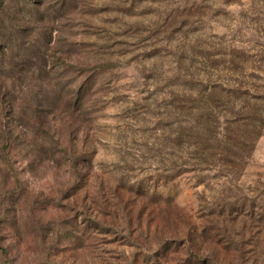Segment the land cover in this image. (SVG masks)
<instances>
[{
  "label": "rangeland",
  "instance_id": "374dc122",
  "mask_svg": "<svg viewBox=\"0 0 264 264\" xmlns=\"http://www.w3.org/2000/svg\"><path fill=\"white\" fill-rule=\"evenodd\" d=\"M221 81L247 92L238 127L249 147H231L239 159L211 133ZM209 82L217 86L204 89ZM206 99L217 105L211 120ZM262 117L264 0H0V217L16 218L0 222V264H151L173 238L167 229L188 216L187 242L225 258V241L200 236L214 231L202 224L219 201L235 216L234 241L263 263ZM81 152L80 194H117L111 209L144 217L142 235L130 237L135 225L119 218L117 235L66 236V218L74 228L84 218L83 197L79 208L65 199L71 156ZM222 166L235 175L221 176Z\"/></svg>",
  "mask_w": 264,
  "mask_h": 264
},
{
  "label": "trees",
  "instance_id": "16d2710c",
  "mask_svg": "<svg viewBox=\"0 0 264 264\" xmlns=\"http://www.w3.org/2000/svg\"><path fill=\"white\" fill-rule=\"evenodd\" d=\"M176 79H181L183 82H185L182 75L178 74L176 76ZM197 83H199V85L203 84L200 83V81H198ZM216 84L217 83L210 84L209 82V84L205 85L204 89H208L210 86L211 88L214 86L216 87L217 86ZM239 90H240L239 88H234L232 85L228 86L226 82L221 81V121L218 119V121L221 123V130L219 129L220 128L219 124L217 126L218 123L217 119L216 120L214 119L212 121L216 123V126L211 131V133L214 136V140L219 142L221 141L222 148L225 151H228L229 154H231L234 158H238V159L241 156L238 155V152L231 149V147L232 146L237 147L239 145L240 146L242 145L244 149H247V147H249V145L246 143L247 141L242 139V135H241L242 129L238 127L242 121L248 119V117H246L243 112L244 109L247 108V106L245 105V103H242L240 99L241 95L244 96L245 94H247V92L241 90H240L241 92H239ZM223 97H228V98L227 100H223ZM79 100H82V95H79ZM170 106L172 108L170 113L171 115L175 116V114H177L178 109H175L174 104ZM216 106L217 105H215V107L210 106L207 102V99L204 101L203 110L207 111L206 120H211L210 116L216 113L217 111ZM204 116L205 113H203L202 117ZM256 121L258 122L257 124H259V126L254 125L256 127L255 133L257 134L259 132L258 127L264 124V117L260 119L256 118ZM237 134L239 135V139L237 138ZM210 140H212V138H210ZM221 145H217L216 149H221ZM214 148H215L214 146L209 144L204 149L200 148V151L206 154L204 158H207V156L210 155V153L207 151ZM84 158H85L84 153L82 152L80 154H76V153L72 154L71 156V161L73 163V165L71 166L72 170H70V179L65 187V199L67 200L72 199L76 208H79L77 202L80 200L81 196L83 197V201H85V205L80 209L83 211V213H80V215L84 216V218L81 220V222L79 221L80 223L78 221L77 223H75L77 226L76 228H74L75 225L69 220V218L68 219L66 218L65 220V233L67 234L66 236H69V238L70 236H73L75 238H80L81 235H83L86 241L92 237V233H96V232L101 234L117 235L120 233V230H118L116 225L118 224L117 219L119 218L124 226L127 224L129 225L130 228L133 225H135L133 229L131 228L129 231L131 233L130 237H133L132 233L135 230L138 231L140 235H142V233L145 230L143 227L144 217H140L139 215H137V218L134 219L131 216L132 215L131 213H125L121 216L119 213H115V210L111 209L115 207L113 201L116 199L115 196H117V194H114L112 198L106 196L104 192L102 193L100 192V190L92 194L89 191H86L84 195L80 194L81 193L80 191L86 186L88 171L86 168L84 171L78 168L76 165V161L79 159L85 160ZM229 160L232 162L235 161L233 159H229ZM185 170L190 171L191 169H185ZM219 171L221 172V176L224 177L235 175L232 172V169H228L227 167L222 166L221 170L219 169ZM163 185L165 186V183ZM149 190H153V192L156 193L158 189L155 190L154 187H150ZM149 190L146 191L148 192L147 195L152 197L153 194L155 193H150ZM156 194H161V193L158 192ZM86 201H90V204H88ZM211 209L217 211V213H213L216 215H212L211 217H209L210 222H208V219H206L205 220L206 222L203 223L202 225L208 226L209 224V228H213L214 231L211 232V235H209V237H207V234L205 236V232H207V230L203 229V232L200 236L202 238L206 237V239L211 242L216 240V238H218V240H216L217 244H221L220 242L222 240L225 241V243L221 246V248L224 249L226 252H228L229 256L224 255L225 256L224 258L222 257V255L219 256L214 251H211L209 253H200V247L198 243H195L194 241L188 243L186 237L183 236V234H185L193 226L191 218L190 216H188V218L185 217V223H186L184 226L185 229L180 227H175L174 229H167V232H169V235L171 234L173 238H167V237H165V239L163 238L164 240L159 242V249H157L154 253L150 254L151 259L149 260V262H151V264H254V260L252 259V257L247 255L248 251H244L243 248L240 247L239 243L237 241H234L235 238L231 234V230H234V228L228 227V225L235 220V216L233 217V213H231L232 209L229 212H226L227 209L225 208V206L222 207L221 209V201L216 202L215 207H212ZM94 211L98 213H92ZM188 219H190V222L188 221ZM15 220L16 218L14 216L8 219L0 217V222H4L5 224L8 223L11 225H15L16 224ZM154 220L155 218L152 217V213L148 214L147 221L154 222ZM121 223L118 224L119 227L122 226ZM123 230H125L124 227ZM171 231L173 232L170 233ZM80 232H82V234ZM77 233H79V235ZM176 237H179L180 239H176ZM181 239H183V241ZM86 244L89 246L92 245V243H86ZM182 245L186 246L182 250L183 255L176 257L168 255L169 254L168 252H170L171 250H174L173 252H179L176 250L180 249ZM0 251H3L1 245H0ZM147 256L149 257V255ZM261 264H264V262Z\"/></svg>",
  "mask_w": 264,
  "mask_h": 264
}]
</instances>
